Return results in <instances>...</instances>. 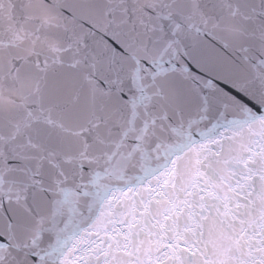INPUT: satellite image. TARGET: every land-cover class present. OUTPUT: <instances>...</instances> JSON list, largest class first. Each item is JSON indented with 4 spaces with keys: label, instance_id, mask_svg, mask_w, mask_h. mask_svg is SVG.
<instances>
[{
    "label": "snow or ice",
    "instance_id": "1",
    "mask_svg": "<svg viewBox=\"0 0 264 264\" xmlns=\"http://www.w3.org/2000/svg\"><path fill=\"white\" fill-rule=\"evenodd\" d=\"M0 264H264V0H0Z\"/></svg>",
    "mask_w": 264,
    "mask_h": 264
}]
</instances>
